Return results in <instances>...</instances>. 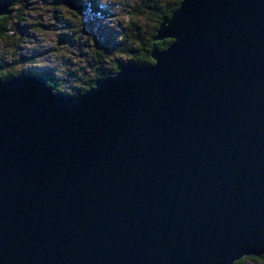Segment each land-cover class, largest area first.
Wrapping results in <instances>:
<instances>
[{"label":"water","instance_id":"obj_1","mask_svg":"<svg viewBox=\"0 0 264 264\" xmlns=\"http://www.w3.org/2000/svg\"><path fill=\"white\" fill-rule=\"evenodd\" d=\"M164 39L84 93L0 79V264L264 256V0H182Z\"/></svg>","mask_w":264,"mask_h":264},{"label":"rangeland","instance_id":"obj_2","mask_svg":"<svg viewBox=\"0 0 264 264\" xmlns=\"http://www.w3.org/2000/svg\"><path fill=\"white\" fill-rule=\"evenodd\" d=\"M75 1L82 4L87 0ZM100 2L109 12L108 16L101 13L99 17H92L81 9L69 10L65 0H28L14 12L16 21L19 17L24 18L20 23V34L14 38L17 46L13 45L11 49L0 42V62L6 64L9 70L22 74L55 75L64 94H78L80 89L88 87L100 64L104 69H113L116 61L128 64L130 56L120 54L119 49L111 45L114 47L122 43L124 28L131 18L141 20L143 31L147 34L153 33L155 9L147 5L141 10L142 0ZM56 3L62 5L59 11L55 9ZM64 21L69 26L63 24ZM62 39L65 41L60 43ZM105 44L109 45L107 50ZM97 46L105 52L98 55V59L95 57ZM248 264H264V261Z\"/></svg>","mask_w":264,"mask_h":264},{"label":"trees","instance_id":"obj_3","mask_svg":"<svg viewBox=\"0 0 264 264\" xmlns=\"http://www.w3.org/2000/svg\"><path fill=\"white\" fill-rule=\"evenodd\" d=\"M73 1L77 4V6H79L77 10L80 11L81 9V11L83 12H89L92 17H99L101 13L104 16L109 15V12L105 10L101 5L100 0H87L82 4L77 3V1L75 0ZM160 1L162 3H160ZM4 2H10L11 7L8 13L0 16V42H4L7 47L10 46V48L12 49L13 45L17 46V41H14V38L20 34V23L21 20H24L23 17H19V19L16 21L14 17V12L16 8H20L21 6L25 5L28 0H0V4ZM181 2L182 0H142V8L140 7L141 10H144L147 5L155 9L153 13L155 14L156 25L153 33L147 34L145 31H143V22L141 23V20L139 21L137 19L131 18L126 27L124 28V35L121 37L122 43L114 47L111 45V47L114 49H119L120 54H128L130 56L129 63H153V50L157 47L165 49L172 43V39L155 40L157 30L162 24V22L172 16L173 12L180 6ZM59 6L62 7L60 3H56L55 9L58 10L60 8ZM69 10L71 9L69 8ZM55 18L59 19L58 16H55ZM64 22L63 24L68 25V23ZM98 33L102 37V34L99 31ZM104 48L105 50H107L109 48V45L105 44ZM102 53H105L104 49L97 46L95 48V57L98 59L99 56L102 55ZM103 56H105V54ZM122 64L123 63L116 61L115 67L113 69H104L102 68V64H100L94 80L90 83V85H88V87L80 89L79 93H84L88 91L96 84L97 81L104 79L107 76L116 74L122 68ZM0 67V79H10L16 76L25 75L14 70H9L6 64H3L1 62ZM46 76L48 77V84L52 86L55 91L62 93L63 91L61 89L62 85L60 80L52 74ZM259 261H264V256H245L242 259L238 260L235 264H248L249 262L257 263Z\"/></svg>","mask_w":264,"mask_h":264}]
</instances>
